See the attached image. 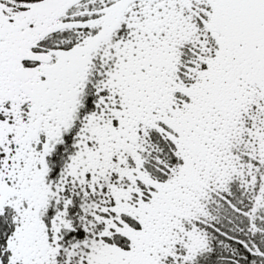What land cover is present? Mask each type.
Instances as JSON below:
<instances>
[{
    "label": "snow or ice",
    "instance_id": "1",
    "mask_svg": "<svg viewBox=\"0 0 264 264\" xmlns=\"http://www.w3.org/2000/svg\"><path fill=\"white\" fill-rule=\"evenodd\" d=\"M0 264H264V0H0Z\"/></svg>",
    "mask_w": 264,
    "mask_h": 264
}]
</instances>
